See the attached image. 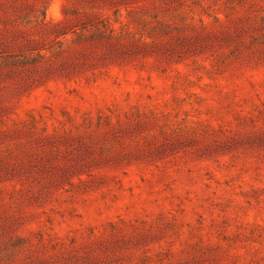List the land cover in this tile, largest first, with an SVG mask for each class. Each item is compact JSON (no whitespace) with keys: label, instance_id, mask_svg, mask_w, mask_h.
Masks as SVG:
<instances>
[{"label":"rangeland","instance_id":"374dc122","mask_svg":"<svg viewBox=\"0 0 264 264\" xmlns=\"http://www.w3.org/2000/svg\"><path fill=\"white\" fill-rule=\"evenodd\" d=\"M0 264H264V0H0Z\"/></svg>","mask_w":264,"mask_h":264}]
</instances>
